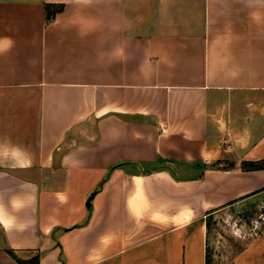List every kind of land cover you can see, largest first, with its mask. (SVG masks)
<instances>
[{
    "label": "crops",
    "instance_id": "1",
    "mask_svg": "<svg viewBox=\"0 0 264 264\" xmlns=\"http://www.w3.org/2000/svg\"><path fill=\"white\" fill-rule=\"evenodd\" d=\"M261 161L264 0H0V264H206Z\"/></svg>",
    "mask_w": 264,
    "mask_h": 264
},
{
    "label": "rangeland",
    "instance_id": "2",
    "mask_svg": "<svg viewBox=\"0 0 264 264\" xmlns=\"http://www.w3.org/2000/svg\"><path fill=\"white\" fill-rule=\"evenodd\" d=\"M233 133L236 136H234L232 142L238 149H245L248 143L250 144L252 141L247 131L240 129ZM239 156L237 153L232 154V157L235 159ZM228 161L222 164L223 167L232 165V162ZM252 168L253 166L248 164L242 167L244 170H251ZM209 224L210 240L206 264H229L235 252L248 239L264 231V206L256 209L242 210L235 217H228V215L220 213L212 216L209 219Z\"/></svg>",
    "mask_w": 264,
    "mask_h": 264
},
{
    "label": "trees",
    "instance_id": "3",
    "mask_svg": "<svg viewBox=\"0 0 264 264\" xmlns=\"http://www.w3.org/2000/svg\"><path fill=\"white\" fill-rule=\"evenodd\" d=\"M262 163H264V161H261V162H259L258 164H252L253 169H257V168L262 169V168H264V164L261 165Z\"/></svg>",
    "mask_w": 264,
    "mask_h": 264
}]
</instances>
